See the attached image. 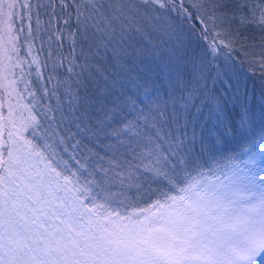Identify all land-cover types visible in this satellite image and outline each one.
I'll return each instance as SVG.
<instances>
[{
  "label": "snow or ice",
  "instance_id": "1",
  "mask_svg": "<svg viewBox=\"0 0 264 264\" xmlns=\"http://www.w3.org/2000/svg\"><path fill=\"white\" fill-rule=\"evenodd\" d=\"M0 264H264V0H0Z\"/></svg>",
  "mask_w": 264,
  "mask_h": 264
},
{
  "label": "trees",
  "instance_id": "2",
  "mask_svg": "<svg viewBox=\"0 0 264 264\" xmlns=\"http://www.w3.org/2000/svg\"><path fill=\"white\" fill-rule=\"evenodd\" d=\"M241 160H242V157H241ZM226 163H229L228 161H226Z\"/></svg>",
  "mask_w": 264,
  "mask_h": 264
},
{
  "label": "rangeland",
  "instance_id": "3",
  "mask_svg": "<svg viewBox=\"0 0 264 264\" xmlns=\"http://www.w3.org/2000/svg\"><path fill=\"white\" fill-rule=\"evenodd\" d=\"M242 159H244V157H242ZM143 215V214H142Z\"/></svg>",
  "mask_w": 264,
  "mask_h": 264
}]
</instances>
